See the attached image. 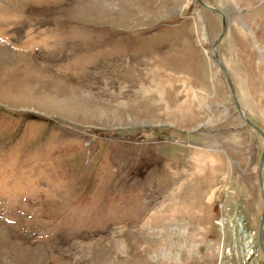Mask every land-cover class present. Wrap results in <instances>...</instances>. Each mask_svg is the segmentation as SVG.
<instances>
[{"label": "rangeland", "instance_id": "374dc122", "mask_svg": "<svg viewBox=\"0 0 264 264\" xmlns=\"http://www.w3.org/2000/svg\"><path fill=\"white\" fill-rule=\"evenodd\" d=\"M204 1L264 130V0ZM221 25L197 0H0V264H263Z\"/></svg>", "mask_w": 264, "mask_h": 264}, {"label": "water", "instance_id": "95a60500", "mask_svg": "<svg viewBox=\"0 0 264 264\" xmlns=\"http://www.w3.org/2000/svg\"><path fill=\"white\" fill-rule=\"evenodd\" d=\"M199 3H201L203 6L213 9L215 11H217L220 16H221V31L220 34L216 37L214 43L212 44V55L213 57L216 59L219 67L222 69V71L225 73L228 83H229V88L231 91V96L232 99L235 103L236 108L238 109V112L240 114V116L244 119V121L246 123H248L249 125L253 126L255 129H257V131L260 133L262 140H263V149L260 155V160H259V166H258V180L261 186V193H262V199H263V206H262V211H261V215H260V219H259V232H258V237H259V243L260 246L262 248L263 254H264V186H263V176H262V169L264 167V130L259 127L258 125H256L253 121H251L250 119H247V117L244 116V114L242 113L241 107H240V103L238 101V99L236 98V94H235V90H234V86L233 83L230 79V76L228 74V72L225 69L224 63L222 62L220 56L218 55V52L215 48L216 42L221 38V36L225 33L226 31V22H225V15L224 12L218 8L215 7L213 5H210L208 3H206L204 0H197ZM264 264V262H263Z\"/></svg>", "mask_w": 264, "mask_h": 264}, {"label": "bare ground", "instance_id": "6f19581e", "mask_svg": "<svg viewBox=\"0 0 264 264\" xmlns=\"http://www.w3.org/2000/svg\"><path fill=\"white\" fill-rule=\"evenodd\" d=\"M224 12V11H223ZM224 15H226L225 13H224ZM226 32V31H225ZM225 34V33H224ZM226 69V68H225ZM227 71V70H226ZM231 79V78H230ZM232 81V80H231ZM236 94V93H235ZM237 98V97H236ZM241 107V106H240ZM241 110H242V107H241ZM242 113H243V110H242ZM244 114V113H243ZM244 116H245V114H244ZM246 117V116H245Z\"/></svg>", "mask_w": 264, "mask_h": 264}, {"label": "flooded vegetation", "instance_id": "af4514ba", "mask_svg": "<svg viewBox=\"0 0 264 264\" xmlns=\"http://www.w3.org/2000/svg\"><path fill=\"white\" fill-rule=\"evenodd\" d=\"M258 240H259V237H258ZM259 247L261 248L260 243H259ZM261 251H262V248H261ZM262 253H263V251H262ZM263 256H264V254H263Z\"/></svg>", "mask_w": 264, "mask_h": 264}]
</instances>
